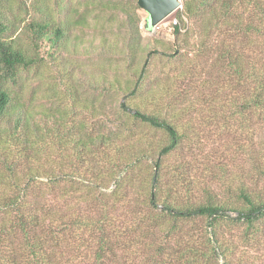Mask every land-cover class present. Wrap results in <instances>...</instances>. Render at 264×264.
<instances>
[{
	"label": "trees",
	"instance_id": "obj_1",
	"mask_svg": "<svg viewBox=\"0 0 264 264\" xmlns=\"http://www.w3.org/2000/svg\"><path fill=\"white\" fill-rule=\"evenodd\" d=\"M70 1L0 0V264H264V0Z\"/></svg>",
	"mask_w": 264,
	"mask_h": 264
},
{
	"label": "rangeland",
	"instance_id": "obj_2",
	"mask_svg": "<svg viewBox=\"0 0 264 264\" xmlns=\"http://www.w3.org/2000/svg\"><path fill=\"white\" fill-rule=\"evenodd\" d=\"M85 0H71L70 4L66 5V12H62L61 14L58 11H54V15L57 21H64V20H70L73 16L76 17L78 13L82 10V6L84 4ZM180 7L172 12L170 15H168L166 18H164L162 21H160L155 27L153 28H144V21L147 18V14L142 10L139 11L140 15V24H139V31L141 32V36L146 40L148 38H155L160 40H165L168 42H172L174 40L173 34H172V28L176 22V15L177 13L182 9V1L180 0ZM41 15L39 13H34L31 15L32 18H41ZM24 18V16H22ZM73 17V18H74ZM72 18V19H73ZM90 23V22H89ZM75 34H80L83 37L84 45L88 43V39L91 37V31L86 30L85 32H82V30H75ZM112 33H115L114 31ZM97 38L94 39L95 44H97ZM67 58H69L67 56ZM88 59L90 60V63L92 64V61H95L91 58L85 57V56H79L73 58V61H79L80 64L84 67L85 65H88ZM96 62V61H95ZM78 63V62H76ZM94 63V62H93ZM97 63V62H96ZM89 68V67H88ZM85 71H88L87 68H85ZM91 70V69H90ZM36 73L34 71H29V73H24L21 80V86H23L27 93V98L29 100H32L35 102V105L38 106L41 99H40V92H42L45 88V86H41L40 88H35L36 82H37ZM16 89V88H14ZM247 169L244 171L239 172V176L247 175ZM255 183V181H250V184ZM263 186L262 182H258L257 188H260ZM263 188V187H262Z\"/></svg>",
	"mask_w": 264,
	"mask_h": 264
},
{
	"label": "water",
	"instance_id": "obj_3",
	"mask_svg": "<svg viewBox=\"0 0 264 264\" xmlns=\"http://www.w3.org/2000/svg\"><path fill=\"white\" fill-rule=\"evenodd\" d=\"M138 7L147 14L144 28H153L160 21L177 10L180 0H136Z\"/></svg>",
	"mask_w": 264,
	"mask_h": 264
}]
</instances>
